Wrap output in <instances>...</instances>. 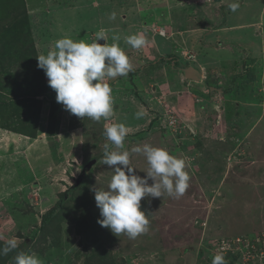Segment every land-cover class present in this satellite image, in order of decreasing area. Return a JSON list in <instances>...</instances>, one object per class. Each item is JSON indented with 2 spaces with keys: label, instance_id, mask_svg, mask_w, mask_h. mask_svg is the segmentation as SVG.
<instances>
[{
  "label": "rangeland",
  "instance_id": "374dc122",
  "mask_svg": "<svg viewBox=\"0 0 264 264\" xmlns=\"http://www.w3.org/2000/svg\"><path fill=\"white\" fill-rule=\"evenodd\" d=\"M25 1L30 9L35 54L29 58L24 55L26 46L19 38L23 36L21 28L14 26L11 17L14 12L9 13L7 6H0V97L4 96L2 86L8 87L10 75L21 67L29 71V76L24 74L23 77L25 84L28 81L30 84L40 83V76L43 75L49 85L45 71L38 67L37 56L46 55L63 37L79 41L106 31L109 45L113 43V35H119V46L126 54H139L144 58L145 52H149L147 47L140 53L141 49H134L125 42L127 36L137 34L136 28H141L144 31L141 33L150 37L152 50L156 46L162 55L168 50L180 59L181 66L185 65L181 60V34L166 38L153 34L151 30L145 31L151 14L145 10L149 9L150 2L157 1L167 7L170 0ZM233 2L240 5L236 12L228 8ZM210 4L219 6L210 7ZM180 5L181 9L175 8ZM175 6L172 8L179 13H189L186 27L202 24L208 21V16L211 27L225 28V31L208 35L202 33L199 38L204 40L203 46L196 51L200 52L202 58L210 60L209 76L214 72L215 76L223 79L228 71L232 72L229 75L231 85H228L231 88L223 96L242 94L245 97L242 104L246 103L250 99L251 86L257 90L261 78L264 81L263 75L257 76L253 72L257 64L259 67L264 62V0H216L200 5L178 3ZM113 13L115 19L111 18ZM161 13L167 14L165 10ZM122 14L127 18L124 19ZM181 16L174 20V26L180 23ZM240 24L244 25L237 27ZM158 32L163 30L159 29ZM214 46H222V49L215 50ZM157 63L166 64L162 60ZM212 64H215L218 72L211 70ZM248 67L250 71L246 74ZM139 68L138 65L137 74L143 86L156 79L157 86L161 84L162 70L150 64L145 65L143 70ZM115 79L104 81L112 88L114 114L107 120L103 119L102 126L104 130L109 125L108 120L110 125L123 123L127 128L132 125L123 149L111 145L101 127L91 124L94 120L89 119L90 124H84L82 121L86 117L82 119L74 114L68 115L61 103L58 106L59 114L65 118L66 127L60 124L57 133L50 136L46 128V113L52 96L57 95L50 86V90L44 94L39 87L31 97L23 95L27 106L19 101L12 104L7 95L0 99V109L7 115L5 119L12 121L13 126L23 125L27 128L28 125L34 134V137H28L0 128V237L5 234L7 240H17V232L20 231L22 239L17 241L25 242L23 250L27 249L26 253H34L28 249L33 241L30 229L39 225L43 214L56 206L62 196L66 197V201L59 207L56 227L64 244L60 257L49 264H121L124 256L134 254L132 251L139 252V256L149 258V262L154 264H163L157 262L160 260L155 258L158 255L165 258L168 264H212L214 256L205 248L213 244L216 238L243 234H249L247 237L250 238L264 234V116L261 120L258 116L231 124V128L227 126V134L234 131L241 137L233 144L227 141L225 134L227 142L224 140L221 144L208 145L196 138L210 137L215 135L214 132H207L204 126L194 129L191 124L190 129L185 127L182 116L169 110L171 108L158 91H153L148 85L141 91L132 87H115ZM227 83L228 80L224 79L223 85ZM215 85L217 82L211 86ZM24 90L32 91L31 85H25ZM192 91L195 89L192 88ZM220 99L219 95L213 94L212 101L219 103ZM36 100L41 101L37 124ZM252 109V105H247L242 110L251 112ZM137 112L143 115L136 118ZM253 112L249 115L251 118ZM69 119L73 129H67ZM256 119L255 126L252 123ZM236 127L238 129L234 130ZM73 139L76 143H73ZM106 143L110 144V151L128 150L130 165L135 168V174L141 177L146 176L149 165L143 153L131 152L134 147L145 144L162 147L186 161L185 171L190 180L185 194L179 199L167 194L159 198H143L141 209L148 216L149 227L146 233L135 239L123 233L118 237L98 223L102 217L92 189L105 190L114 175V169L103 163ZM86 158L95 162L82 172L88 162L82 164ZM149 183H152L151 179ZM72 185H77L72 192L62 194ZM37 244L44 243L35 242ZM185 247L189 252L180 256L179 251ZM200 247L203 250L202 258L195 257L196 249ZM38 256L43 260V256ZM225 260L228 263V259Z\"/></svg>",
  "mask_w": 264,
  "mask_h": 264
},
{
  "label": "clouds",
  "instance_id": "9594fccd",
  "mask_svg": "<svg viewBox=\"0 0 264 264\" xmlns=\"http://www.w3.org/2000/svg\"><path fill=\"white\" fill-rule=\"evenodd\" d=\"M239 7L238 2L228 5L232 12H236ZM111 18L115 19L114 13ZM160 34L165 35L164 32ZM100 39L105 43H98ZM107 40L106 31L97 32L96 39L91 43L63 37L55 42L54 48L46 55L37 56L38 67L45 71L49 86L56 91L57 102L71 114L82 119L88 117L100 121L102 118L107 120L112 117L114 114L112 88L104 81L127 76L134 70L129 56L119 46L120 36L113 35L111 45ZM125 42L134 49H141L146 43V38L138 33L127 36ZM135 115L136 118H140L143 113L137 112ZM104 135L111 145L123 149L128 129L123 123H113L105 127ZM131 152L143 153L146 156L149 165L145 171L146 176L135 174V168L130 165L128 150L110 151V144L106 143L103 163L114 169V175L105 190L98 188L92 190L102 217L98 219V223L109 228L118 237L123 233L135 239L146 233L149 227L148 216L141 209V200L145 197L159 198L165 194L179 199L189 187L190 176L185 171L186 161L171 155L165 148L145 144L143 147L132 148ZM149 179L152 180L151 184ZM18 246L15 238L8 239L4 246L0 247V256L8 255ZM209 253L212 254L210 251ZM226 254H213L212 264H227L224 257ZM239 258L236 264H239ZM133 259L153 264L141 257L131 258L127 264ZM14 264L43 262L35 253L19 252L14 257Z\"/></svg>",
  "mask_w": 264,
  "mask_h": 264
},
{
  "label": "crops",
  "instance_id": "0c3cea01",
  "mask_svg": "<svg viewBox=\"0 0 264 264\" xmlns=\"http://www.w3.org/2000/svg\"><path fill=\"white\" fill-rule=\"evenodd\" d=\"M212 1L216 0H170L169 6H165L160 4V2H150L149 9H146L145 11H148V13H151L148 17V23L149 26L145 29L151 30L153 34H157L164 37H170L174 36L176 34L182 35L183 40L180 41L182 50H181V60L185 63L184 66L180 65V59L168 50L164 55L160 54L157 47L153 48V50L150 47V37L147 35L145 36L143 34V30L141 28H136V33L142 34L146 38L145 45L141 48L140 53H142V50L147 47V50L149 52H145V57L142 58L141 55H133V54H127L132 60V64L135 65L134 70L129 72L127 76H118L114 80L115 87H132L136 90L141 91L142 88L146 85H148L150 88H152L153 91H158L160 94V97H164L165 104L169 106L171 109L170 111L176 113L177 116H182V124L185 125V127H188L190 129V125L192 124L194 129L199 128V126H204L206 128V131L211 133L210 131L214 132L215 135L208 136H199L196 139H198L200 142L205 141V144H221V141H226L224 138L226 136L227 141L233 144V142H236L240 136H238L234 131L229 132L227 134L226 127L228 126L231 128V124L234 125L237 124V122H245L247 119H255L259 116L258 119L261 120L264 116V81L261 78L260 82H258V88L256 90V87L252 85L250 88V99L246 101L247 105H252L254 111L252 113V118L249 116L251 112L242 110L247 105L246 103L242 104V100L245 99V97L242 94H235L234 97L230 96H223L224 93L230 90L231 81L229 79V75L232 73L231 71H228L226 75H223V79H220L219 76H215L214 72L213 75H208V59L202 58L199 51H196L197 48L203 46V39H200V35L202 33L212 34L215 31H225V28H213L210 26V20L207 16L208 21H203L202 24L198 25H190L186 27V23L188 20V12L186 13H179L176 9L172 8V6L177 5L178 3L187 4L190 3L193 4H206L211 3ZM221 1V0H218ZM210 7H217L218 4H210ZM177 9H181L180 6H175ZM200 9V8H199ZM165 10V13H167L165 16L162 15V11ZM144 11V10H143ZM202 11V10H200ZM159 12V13H158ZM215 11H213L214 13ZM159 14V15H158ZM162 15V16H161ZM180 17L181 25L180 23L174 26V20L178 17ZM124 16V19L127 18V15L122 14ZM164 17L165 22L162 23V18ZM168 17V18H167ZM167 21V22H166ZM244 24H240L237 27H240ZM236 27V25L234 26ZM231 28V27H228ZM159 29H162L165 35H162L158 33L157 31ZM141 31H143L141 33ZM197 31V32H196ZM196 32V33H194ZM194 33V34H191ZM205 35V36H206ZM197 36V39H196ZM96 39L93 35L89 36L88 39L84 38L83 40L91 43ZM196 41V42H195ZM105 43V41H104ZM215 50L222 49V46H214ZM227 47H224L226 49ZM162 51V50H160ZM158 52V54H156ZM157 57V58H156ZM175 57L177 65H175L173 62H168L166 64L159 65L157 62L161 61L166 58H172ZM205 57V56H203ZM205 59V60H204ZM196 63V65L194 64ZM153 65L155 66V69L162 70V81L157 86L156 80L149 81L144 86L139 81V75L137 74L138 71V65L140 66V70L144 69L145 65ZM215 64H212L211 70L218 72L217 67L214 66ZM214 66V67H213ZM191 67L193 68L199 75L200 80H191L189 78L185 77V74L183 72V68ZM253 67V66H252ZM250 67V68H252ZM245 69V68H244ZM233 71V70H232ZM250 71L249 67L246 69V74ZM256 73L257 76L263 75L264 76V62L261 63V65L258 67V64L256 68L253 71ZM246 74L244 77H246ZM253 76V74H252ZM213 80V82H217V85L212 87L209 83V80ZM228 80L227 85H223V80ZM248 80V77L245 78ZM112 81V80H111ZM250 81V80H249ZM227 82V81H226ZM192 88L195 89V91H192ZM246 89V88H245ZM247 90V89H246ZM214 91V92H213ZM256 92L258 95H256ZM216 93V95H219L221 97L219 103H215L212 101L213 94ZM261 95V97H260ZM184 96V97H183ZM261 99V100H260ZM257 100H260L258 102ZM256 109V110H255ZM258 119L255 120L254 124L257 125ZM264 119V118H263ZM107 122V121H105ZM110 121L108 120V124ZM62 127H66L65 119L62 117L61 120ZM132 125H129V128L131 129ZM202 129V128H201ZM228 129V128H227ZM238 127L234 128V130H237ZM196 131V130H195ZM195 133V132H194ZM248 131H246V135H248ZM72 134L74 135V132L72 131ZM226 134V135H225ZM219 135V136H217ZM225 135V136H224ZM203 137V138H202ZM205 137V138H204ZM73 143H76V140H72ZM226 141V142H227ZM80 148V146H79ZM70 153V151H67ZM75 152V151H73Z\"/></svg>",
  "mask_w": 264,
  "mask_h": 264
},
{
  "label": "trees",
  "instance_id": "16d2710c",
  "mask_svg": "<svg viewBox=\"0 0 264 264\" xmlns=\"http://www.w3.org/2000/svg\"><path fill=\"white\" fill-rule=\"evenodd\" d=\"M0 6H7L9 9V13H13L14 15H12V20L14 23L15 27H20L21 28V33H22V37L20 36L19 38L21 39V41L24 43V45L26 46L25 50H24V55L28 56V58L31 56V54H35V48L33 47V42L31 39V30H30V24H31V20H30V16H29V8L28 5L26 3L25 0H0ZM26 34V35H25ZM27 58V57H26ZM175 57L172 58H166L162 61L163 62H173L175 65H177V62L175 60ZM19 63V62H18ZM40 71V69H39ZM24 74H27L29 76V71H27V68L25 67H21L18 72H14L13 75H10L11 78V82H9V86L5 87L2 86L1 91H4V96H8V100L12 103L15 104V102L19 101V103H24L25 106H27L25 104V102L23 101L22 96L23 95H27L29 97H31L32 95L35 94L36 90L40 87V92L41 93H46L50 90L49 85L46 84V82L43 79V75H39L40 76V83L38 82H33L32 84H30V82L28 81V84H25L24 82ZM41 74V71H40ZM21 76H22V80H21ZM17 77H19V79H16ZM209 84L213 85V80H209ZM25 85H31L32 91L29 92H25L26 90H24ZM214 92V91H213ZM4 96H1L0 99ZM32 101V100H30ZM60 103L57 102L56 100V95L52 96L50 104H49V109L48 112L46 114V128L47 130H49V135L50 136H54L57 131L58 128L61 124V115L59 114V106ZM40 105H41V101L40 100H36L35 106L37 107V111H36V115H35V121L37 124L39 115H40ZM0 107H2V104L0 105ZM14 107V106H13ZM3 111V112H2ZM13 111V110H12ZM0 128L1 129H5L11 132H15V133H19V134H23L25 136L28 137H34L32 131L29 130V127L27 125V128L23 125H20V127L17 125L13 126L12 125V121L9 122V119H5L7 118V115L5 113L4 110L0 109ZM67 114L70 115L71 113L67 110ZM86 120H83L82 122L84 124H90L88 123L89 119L92 120L91 118L86 117ZM14 122V121H13ZM26 123H28L29 121H25ZM100 122V123H99ZM25 123V125H26ZM15 124V123H14ZM20 124V123H19ZM91 124H96L98 126L101 127L102 131L103 130V118L100 121H92ZM73 123L70 121V119L67 122V129H73L72 128ZM83 127V126H81ZM94 128V125H93ZM57 130V131H56ZM95 130V128H94ZM56 131V132H55ZM89 158L84 159L82 164H85L86 161H88ZM77 185H72L69 186V188L67 190H65L64 192H62V194L67 195L68 193L72 192ZM66 201V197L62 196L61 198H59L56 206H54L53 208H51L50 210L46 211L42 218H41V222L39 223V225H35L34 229H30L29 234L30 238L33 239L32 244L28 247V249H31L35 254L37 255H41L43 256V264H49V262L56 261L58 257H60L61 255V246L64 244L61 241V237L58 235L57 232V218H58V214H59V207ZM9 234L11 233L8 232ZM17 234L19 235V237H17V240H21L22 237L20 235V231L17 232ZM244 237H246L247 234H243ZM4 237H0V247H3L5 242L7 241V239L5 238V234L3 235ZM235 236H227L226 238L229 239H233ZM36 239V241H35ZM43 241V245H35V242H41ZM18 242V241H17ZM18 248L13 250L12 252L8 253V255L6 256H0V264H14V257L19 253V252H27L23 250V245H25V242H18ZM164 248V247H163ZM165 249V248H164ZM164 249H162V251H164ZM160 252V251H159ZM188 248H183L181 251H179L180 256L185 255L186 253H188ZM130 253V252H129ZM131 253L134 254H129L124 256L123 259H121V264H127L131 258H136V257H141L143 258L144 256H139L140 254H138L139 252H135L132 251ZM166 252L163 253V255H165ZM239 252H234L232 250H230L224 257L225 259H228V263L227 264H236L238 258H239ZM46 256V257H45ZM212 256H214L212 254ZM195 257H203V250L201 248H197L196 252H195ZM155 258H159L160 260L157 261L158 263L161 262L163 264H168L167 260L162 256L158 255ZM209 258V256H208ZM145 260H149V258H143ZM210 259V258H209ZM61 259H59L60 261ZM152 263V262H151ZM156 263V262H155ZM154 264V263H153Z\"/></svg>",
  "mask_w": 264,
  "mask_h": 264
},
{
  "label": "built area",
  "instance_id": "2783aa9c",
  "mask_svg": "<svg viewBox=\"0 0 264 264\" xmlns=\"http://www.w3.org/2000/svg\"><path fill=\"white\" fill-rule=\"evenodd\" d=\"M214 243L208 246L212 254H226L230 250L239 252V264H264V234L256 237L236 236L233 239L216 238ZM129 264H150L144 263L141 259H133Z\"/></svg>",
  "mask_w": 264,
  "mask_h": 264
},
{
  "label": "water",
  "instance_id": "95a60500",
  "mask_svg": "<svg viewBox=\"0 0 264 264\" xmlns=\"http://www.w3.org/2000/svg\"><path fill=\"white\" fill-rule=\"evenodd\" d=\"M98 43L103 44L104 43V40L103 39H100V40H98ZM182 70H183L186 78H189L191 80H200V77H199L198 73L193 68L186 67V68H183ZM94 162H95L94 159L88 161L86 163L85 167L83 168V171L82 172H84V169L85 168H89ZM27 243H28V241L26 242V245H27Z\"/></svg>",
  "mask_w": 264,
  "mask_h": 264
}]
</instances>
